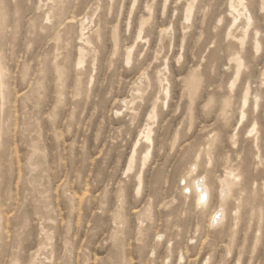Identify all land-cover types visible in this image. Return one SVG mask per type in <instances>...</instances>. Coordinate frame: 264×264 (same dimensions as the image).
Listing matches in <instances>:
<instances>
[{
	"label": "rangeland",
	"instance_id": "1",
	"mask_svg": "<svg viewBox=\"0 0 264 264\" xmlns=\"http://www.w3.org/2000/svg\"><path fill=\"white\" fill-rule=\"evenodd\" d=\"M233 1L0 0V264H264V0Z\"/></svg>",
	"mask_w": 264,
	"mask_h": 264
},
{
	"label": "bare ground",
	"instance_id": "2",
	"mask_svg": "<svg viewBox=\"0 0 264 264\" xmlns=\"http://www.w3.org/2000/svg\"><path fill=\"white\" fill-rule=\"evenodd\" d=\"M233 1V0H232ZM241 3H242V1L243 0H239ZM63 2V1H62ZM234 2V1H233ZM239 2V3H240ZM54 3H56V2H54ZM229 3H230V1H229ZM240 3V4H241ZM58 4H59V2H58ZM56 5V4H55ZM240 6V5H239ZM61 7V6H60ZM244 9H247L246 8V6L244 5ZM51 8H53V7H51ZM191 8H192V5H190L189 4V6H188V12H190L191 11ZM230 8V7H229ZM55 9V8H54ZM232 9H233V7H232ZM237 9V8H236ZM243 9V10H244ZM59 10V9H58ZM61 11V10H60ZM245 11V10H244ZM244 11H242V12H244ZM240 12V11H239ZM249 12V11H248ZM48 13V12H47ZM46 13V14H47ZM57 13V12H56ZM60 13V12H59ZM238 13V12H237ZM241 13V12H240ZM247 13V12H246ZM50 14V13H49ZM190 14V13H189ZM248 14V13H247ZM233 15V14H232ZM243 15V14H242ZM51 16V15H50ZM49 16V17H50ZM244 16V15H243ZM246 16H248V15H246ZM48 17V16H47ZM56 17V16H55ZM234 17V16H233ZM245 17V16H244ZM249 18H250V16H249ZM247 19V18H246ZM50 20V19H49ZM237 20V17H234V21H236ZM248 20V19H247ZM87 21V20H86ZM249 21H251V20H249ZM247 24H248V22H247ZM249 24H250V22H249ZM233 25V24H232ZM229 26H231V25H229ZM247 28V27H246ZM85 30V29H84ZM83 30V31H84ZM242 30V29H241ZM96 32V31H95ZM98 33V32H97ZM59 34V33H58ZM234 34V33H233ZM86 36V35H85ZM114 37V36H113ZM233 37V36H232ZM59 38V37H58ZM84 38V33H82V38L81 39H83ZM240 40H241V38H240ZM84 41H86V43H88L89 42V39H85ZM98 41V40H97ZM241 41H243V40H241ZM240 42V41H239ZM86 43H84V44H86ZM90 44V43H89ZM260 44V43H259ZM88 47H89V45H87ZM86 46V47H87ZM91 46V45H90ZM82 47H84V46H82ZM257 47V46H256ZM84 49H86V48H83V50ZM80 50V49H79ZM83 50L82 51H79V52H81L82 54H83ZM91 50H92V48H91ZM115 50V49H114ZM131 52V51H130ZM80 53V54H81ZM79 54V53H78ZM79 54V56H81V59H82V55H80ZM78 56V57H79ZM236 56V55H235ZM81 59H79V60H81ZM83 60V59H82ZM238 60V59H237ZM81 63H83V61H81ZM241 65V64H240ZM59 68V67H58ZM58 70H60V69H58ZM64 71V70H63ZM1 72V71H0ZM59 72V71H58ZM61 72V71H60ZM2 73V72H1ZM197 80V79H196ZM197 87V86H196ZM245 98L243 99L244 100V102L243 103H245V104H247L248 103V97L247 96H244ZM244 107V106H243ZM257 107V106H256ZM155 108V107H154ZM246 116V112H243L242 113V117H245ZM254 125V124H253ZM255 126H256V124L253 126V128H251V130L253 131V130H255L256 128H255ZM250 130V131H251ZM251 133V132H250ZM146 136V138H148V139H150V133H147V135H145ZM230 172H232V171H230ZM227 175V174H226ZM232 175H233V173H232ZM236 177H238L237 175H236ZM239 178V177H238ZM190 184V183H189ZM235 184V182L233 181V180H231L230 179V176H226L225 178H223L222 180H221V187H222V190L223 191H228V190H230L231 189V187L233 186ZM209 186H207V184H206V182H205V178H203L201 181L199 180L198 182H194V184H193V186L192 185H186L185 186V189H189V191L190 192H192V191H195L196 192V195H197V202H198V204H204L205 203V201H206V193H208L209 192V188H208ZM140 188V187H139ZM194 189V190H193ZM194 192V193H195ZM229 192V191H228ZM193 193V194H194ZM217 214V213H216ZM219 216V215H218ZM215 217V216H214ZM220 217V216H219ZM215 219V218H214ZM214 219H212V220H214ZM214 223V222H213Z\"/></svg>",
	"mask_w": 264,
	"mask_h": 264
}]
</instances>
